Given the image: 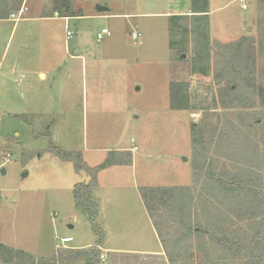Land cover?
I'll list each match as a JSON object with an SVG mask.
<instances>
[{"label":"rangeland","instance_id":"1","mask_svg":"<svg viewBox=\"0 0 264 264\" xmlns=\"http://www.w3.org/2000/svg\"><path fill=\"white\" fill-rule=\"evenodd\" d=\"M246 3L248 9L240 0H72L75 17L66 24L15 23L11 14L22 0H0V245L14 250L9 264H85L99 237V264H172L142 196L172 187L194 189L204 203L192 224L209 231L193 249L182 241L176 264L249 263L216 238L229 231L248 245L264 214V0ZM50 4L49 14L58 2ZM24 6L23 18H35L34 0ZM200 10L209 16L192 13ZM104 28L111 35L98 41ZM134 34H141L137 43ZM243 39V51L232 46ZM54 148L80 153L90 166L133 156L134 170L111 167L99 178L98 203H106L94 222L99 236L74 194L90 177ZM246 158L253 166L242 184L247 191L232 203L220 200L218 182L216 192L196 184L194 166L230 182L246 173ZM161 203L153 202L154 214L165 229L177 213L172 201ZM65 237L73 242L62 244ZM8 258L0 253V264Z\"/></svg>","mask_w":264,"mask_h":264},{"label":"trees","instance_id":"2","mask_svg":"<svg viewBox=\"0 0 264 264\" xmlns=\"http://www.w3.org/2000/svg\"><path fill=\"white\" fill-rule=\"evenodd\" d=\"M57 2L58 5L55 10L58 12L59 16L62 17L73 16L71 0H57ZM192 13L194 14V16H207V17L209 16V12H206V10L195 11ZM246 40L247 39H243L239 43L233 44L232 46L236 45L235 49H237L238 51H243L244 46L246 44ZM250 75L252 76V80L256 81L257 78L255 71L250 72ZM238 77H239L238 80L246 79L245 76L243 75V71L238 72ZM172 89L174 90L173 87ZM258 92L260 94L259 96L263 98V104H264V88L260 86L258 88ZM243 143L245 144L244 141ZM52 152L55 154L57 158H60L62 161L72 162L74 164V168L76 172L78 173L83 172L91 178V181L89 183H81L76 185L74 194L78 208L89 215L93 223L94 231L99 236V233L95 229V225H94L95 218L96 216H98V207L92 194L93 190L98 186V175L101 171L113 165H131L132 156L130 155V157H128L127 155V160L125 162H117V163L114 162L113 158L109 157L103 164H100L99 166L96 167H91L84 161L83 156L80 153L65 152L57 148H54ZM241 165L244 167V171H246V173H243V176L240 179L239 178L234 179L235 181L231 180L230 182L225 181L226 176H222L218 180L215 179L216 177L213 171L210 172L209 169L206 172V168L203 164L194 166V177L196 180V184H200L203 180V182L205 183L207 182L208 185H210L213 188L212 190L213 192H216L218 191V189H216L215 185L218 182L219 187L222 188V186H224L223 192H220V194L223 196L222 199L220 200L222 202L232 203L234 200L235 193L238 192V195L240 194V196L246 194L245 192L247 190L243 186L244 185L243 180H245L246 177L247 178L249 177L247 171L253 168V166H251V164L248 162L247 158L242 160ZM193 195H194V189L192 187L150 188V189H144L142 192V196L146 208L150 214V217L161 239L165 253L168 255V259L172 264H176V258H177L176 250L182 247L181 245L182 241H187L188 243L191 241L192 243L190 245V249H193V247H196L203 240L205 234L209 232V231L207 232V228H204L199 225L194 226L192 224V222H194L196 219V214H197L196 212L199 210V207L200 208L202 207L201 204L203 205L204 203V202L201 203V200L199 198L196 199ZM155 201L162 202L161 204L164 206L168 205L169 202L172 201V204H174L175 206V212L177 214L174 215V217L172 216L171 220L167 225L166 223L164 224L167 226L165 228L166 230L169 231L171 230L174 233L173 237H170V239H168L167 237V235L169 236V234H167L168 232L166 233L165 229L163 228L164 227L163 224L155 218L154 212L156 211V207L153 206V202ZM156 214L160 215L159 212H157ZM261 216H263L262 217L263 220L261 222V227L259 226L260 230L257 233V236L255 237L256 239H254L250 244L247 245L246 243L237 242L232 233L223 230L222 231L223 235H221V237L215 236L217 238L219 245L227 249L230 256H234L238 258L240 256H243L245 260L249 259L248 261L249 263L247 264H264V214H262ZM172 219L175 220L172 221ZM246 219H248V217H246ZM179 222L184 224V226L183 225L181 226ZM177 236L179 237L177 238ZM171 242L174 243L173 244L174 246L170 245ZM102 243L103 240L102 238L99 237L97 246L91 247L92 249L85 254L87 257H89L85 264H99L98 250H99V245H101ZM205 247L207 248L206 245ZM13 251L14 250L12 248H9L4 245H0V253L4 254L5 252H7V255L9 256V258L5 261L7 264L13 262L12 260L13 259L12 255L14 253ZM19 254L26 255L23 251H20Z\"/></svg>","mask_w":264,"mask_h":264},{"label":"crops","instance_id":"3","mask_svg":"<svg viewBox=\"0 0 264 264\" xmlns=\"http://www.w3.org/2000/svg\"><path fill=\"white\" fill-rule=\"evenodd\" d=\"M34 2L36 3V5H38V12H37V15H36V17L35 18H31V19H29V18H23V16H24V14L26 13V12H28V8L26 7V6H24V4L26 3V0H22V7L20 8V10H19V12H18V14L20 13V11L22 12L21 13V16H20V20L18 21V22H16L15 21V23H19L21 20H25V21H39V20H42V21H48V20H53V19H55V18H57V17H54V16H52V15H56V13H58L56 10H54L51 14H49V12L47 11V9L46 8H51L52 6H51V4H50V0H34ZM71 5H72V0H71ZM190 9V8H189ZM191 10V9H190ZM189 10V11H190ZM2 12V11H1ZM73 13V12H72ZM2 14H4L3 12L1 13V15ZM12 15V14H11ZM72 15H74V14H72ZM1 17V16H0ZM73 17H75V16H70V17H62V16H59L58 18H60V19H64L65 21H66V24H67V21L70 19V18H73ZM78 17V16H77ZM80 17V16H79ZM104 17H106V16H104ZM4 17H1L0 18V20L1 19H3ZM13 20V19H12ZM14 21V20H13ZM78 53H80V52H78ZM82 55H80V57H81ZM38 76L39 77H41V79H46L47 78V73L46 72H44V71H42L41 69L39 70V72H38ZM25 77V75H22V78L19 80V81H21L22 82V79ZM125 150H131V149H125ZM132 150L133 151H135V149L134 148H132ZM118 152V154H123V153H125L126 151H123V150H120V151H117ZM132 152V151H131ZM83 156V155H82ZM120 156V155H119ZM133 157V156H132ZM62 161V160H61ZM85 161V160H84ZM63 162H65V161H63ZM65 163H67V162H65ZM134 159H132V163H131V165H113V166H110V167H108V168H106V169H104L103 171H101L100 173H99V175H98V186H97V191L95 192L96 194L94 195V199L96 200L95 202H96V204H97V207H98V217L100 216V209H104V207L106 206V203H105V206L104 207H102V205L100 204V203H98V201H99V198H98V187H99V178H100V176L104 173V172H106V171H108V170H110L111 169V167H118V166H120V167H122V168H131L132 170H134ZM90 166V165H89ZM97 166H99V165H97ZM91 167H96V166H91ZM110 168V169H109ZM124 170V169H123ZM118 171L119 173H124L125 171ZM132 170H128V171H126V172H130V173H133V171ZM132 171V172H131ZM80 173H83V172H80ZM80 173H78L77 172V174H80ZM89 178V177H88ZM90 180V178L88 179V180H86L85 182L87 183V182H90L89 181ZM107 201H110V199H108ZM104 205V204H103ZM101 206V207H100ZM99 219V218H98ZM98 241L99 240H97V243H98ZM97 243H96V245H94V246H97ZM104 243H105V239L103 240V243L101 244V245H99V249L100 250H102V247H103V245H104ZM94 246H91V247H94ZM91 247H88V248H91ZM88 248H86V249H88ZM75 249H77V248H75ZM79 249V248H78ZM85 249V248H84ZM163 253H161V254H164V251H162ZM114 253H119V254H122V253H120V252H118V250H114L113 252H112V254H114ZM132 254H143V255H155V256H161V255H159L158 253H150V252H137V251H134Z\"/></svg>","mask_w":264,"mask_h":264},{"label":"built area","instance_id":"4","mask_svg":"<svg viewBox=\"0 0 264 264\" xmlns=\"http://www.w3.org/2000/svg\"><path fill=\"white\" fill-rule=\"evenodd\" d=\"M240 2L242 3L243 9H248V4L246 3V0H240ZM21 13H22L21 11H20L19 14L13 13L11 15V19H13L14 21L18 22L20 20ZM55 16L58 18L59 17V14L56 13ZM110 35H111V33L109 32V30H107L106 28H104L100 32H98L97 39H98V41H102L105 37L110 36ZM67 36H68V38H71L73 36V34L70 31H68L67 32ZM140 38H141V34H134L132 36V39H133V41L135 43H137L138 40H140ZM1 68H2V63H0V70H1ZM134 149L137 150V148H134ZM9 162H10V159L5 158V164L6 163H9ZM61 242H62V244H68V243L73 242V238L72 237H65V238H63L61 240ZM64 247H66V246H64ZM101 259L102 260L105 259V255L104 254L101 255Z\"/></svg>","mask_w":264,"mask_h":264},{"label":"water","instance_id":"5","mask_svg":"<svg viewBox=\"0 0 264 264\" xmlns=\"http://www.w3.org/2000/svg\"><path fill=\"white\" fill-rule=\"evenodd\" d=\"M108 11V8L107 7H101V6H98L97 7V12L98 13H105ZM182 58H185V55H183ZM3 173L5 174V169H3Z\"/></svg>","mask_w":264,"mask_h":264}]
</instances>
